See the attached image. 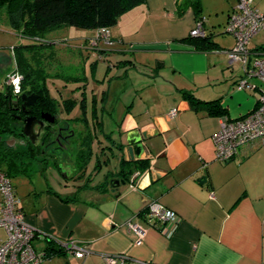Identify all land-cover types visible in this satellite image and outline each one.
<instances>
[{"label": "crops", "instance_id": "0c3cea01", "mask_svg": "<svg viewBox=\"0 0 264 264\" xmlns=\"http://www.w3.org/2000/svg\"><path fill=\"white\" fill-rule=\"evenodd\" d=\"M179 1L145 0L126 11L109 27L112 45L100 41L94 46L98 29L68 39L73 46L81 42L78 47L96 52L107 65L96 76L99 64H93L90 76L73 81L80 96L68 89L56 98L61 111L62 102L72 99V110L80 113L68 115V137L77 149L68 151L67 167L58 166L54 183L44 176L43 166L50 167L44 162L12 179L25 219L39 234L34 243L40 250L47 245L45 234L75 240L85 250L83 258L56 255L44 264H104L106 255L117 257V264H264V149L256 142L221 163L213 141L221 118L251 112L264 90L253 77L248 80L254 89H237L242 67L223 56L231 46L215 36L219 12L226 15L225 26L238 0H200V16L217 44L209 51H198L185 40L200 16L192 7L179 14ZM254 2L264 12V0ZM206 10L216 16L206 17ZM0 29L17 33L5 23ZM250 45L264 48V29ZM11 53L0 55V65L13 66L6 75L16 69ZM185 91L202 100L219 99L225 115L196 111ZM172 108L178 112L169 117ZM130 130L147 135L134 161L125 147L119 148ZM140 160L145 168L134 163L129 179L120 174L123 161ZM146 175L150 184L141 189ZM38 176L46 178L44 185H37ZM151 201L178 214L172 233L146 218ZM130 221L144 229L142 237L129 229Z\"/></svg>", "mask_w": 264, "mask_h": 264}, {"label": "trees", "instance_id": "16d2710c", "mask_svg": "<svg viewBox=\"0 0 264 264\" xmlns=\"http://www.w3.org/2000/svg\"><path fill=\"white\" fill-rule=\"evenodd\" d=\"M144 1L0 0V24H7L17 33L30 40L28 43L13 48L16 69L12 72L21 75L19 94L15 92L14 85L8 83V74L3 77L0 74V172L13 179L21 173L30 171L33 161L44 162L46 166L48 159L56 158L55 154L58 153L56 150L61 151L63 139H68V122H63L60 125V102L51 96L46 85L47 78L58 76V74L47 72L37 63L38 59L41 60L46 55L45 48L49 44H56L53 40L48 39V35L64 26L90 29L111 27L123 13ZM187 7H192L200 16V0H180L178 13L182 14ZM201 18L200 16L199 19ZM185 40L192 43L198 51H209L217 47L212 32L208 31L207 28L204 36L189 34ZM66 79L74 82L80 81L77 76H68ZM183 93L191 107L196 111L204 110L209 115H225V109L221 107L219 99L202 100L188 91ZM23 94L38 95V99L31 107L30 115L40 117L43 113H50L56 117L55 123H52L43 136L35 142L28 140L23 131L24 120L27 116L22 109ZM73 101L66 99L62 102L64 110L68 113L74 106ZM11 138L24 141V143L10 145L9 140ZM81 152L78 153L79 157L83 154ZM84 155L86 154L84 153ZM134 163L136 167H146V162L142 160L136 162L123 161L119 172L124 178L129 179L134 173V169L130 167L135 165ZM72 198L75 199L76 196ZM37 235L39 234L36 233ZM43 237L47 239V245L44 249L47 258L66 254L63 244L59 240L48 234Z\"/></svg>", "mask_w": 264, "mask_h": 264}, {"label": "built area", "instance_id": "2783aa9c", "mask_svg": "<svg viewBox=\"0 0 264 264\" xmlns=\"http://www.w3.org/2000/svg\"><path fill=\"white\" fill-rule=\"evenodd\" d=\"M205 20V18L199 19L190 34L204 36ZM263 29L264 12L256 6L254 0H238L229 12L225 25V32L235 37V45L227 50L229 62L239 63L244 73L237 81L238 90H252L256 87L248 77L257 78L264 84V48L260 50L250 48L253 36ZM100 41L108 45L114 43L109 27L98 28L97 36L92 42L96 46ZM16 74L17 72L8 74V83L13 84ZM177 112V108H172L168 116L174 117ZM213 141L216 160L220 162L235 159L243 147L256 142H259V146L264 149V90L251 112L233 119L222 117L220 128L213 135ZM0 192V229L4 233L0 235V264H44L46 253L34 243L37 229L25 219V212L15 193L12 178L2 172H0ZM145 215L152 224L159 223L161 231L165 234L172 233L178 224V214L159 201H151L146 207ZM128 226L139 237L143 236L144 229L137 222L130 221ZM60 242L68 256L73 254L77 258L84 257L85 250L75 240ZM117 263V257L104 256V264ZM120 264H124V261Z\"/></svg>", "mask_w": 264, "mask_h": 264}, {"label": "rangeland", "instance_id": "374dc122", "mask_svg": "<svg viewBox=\"0 0 264 264\" xmlns=\"http://www.w3.org/2000/svg\"><path fill=\"white\" fill-rule=\"evenodd\" d=\"M216 15L215 13L209 12L208 10H206V17H211L214 18ZM226 17L225 14H222V12H219V16L217 18L218 22H213L216 23L214 28V32H215V36L218 37L220 39V43H224L226 44V47H230L232 48L235 45V37L231 34V33H224V23L225 20L224 19ZM224 26V29H223ZM93 30L90 28H85V27H75V26H64L61 27L59 29H57L56 31L50 33V35H48V39L53 40L54 42H56V44H49L46 48H45V56L40 59L37 60L38 65H40L41 67L45 68L47 72L50 73H55L58 74V76H50L49 78H47V82L46 85L49 88L50 94L52 97L55 98H59L61 99L62 97V91H65L68 93V89L69 90H73L75 92L80 91L77 86V83H74L73 81H69L68 76H77L78 78H83L84 74H87L88 76H90L89 71L91 70V66L94 65H98L99 64V73L97 72L96 76L101 75L105 69H106V65H107V61H102L99 58V55L93 51H89L87 52L86 49L81 47H78L77 45H84L80 42V44H74L73 46V40L68 41L69 38H73V37H80V36H86L88 34V31ZM6 32L2 31L0 29V45H4V47H2L0 49V55H4V54H8L10 55V52L12 51V57L13 60L12 62H15V58H14V53L13 50L10 49V45H15V46H19L25 43L30 42L29 38L23 37L20 34L15 33V35H11L9 32L5 30ZM87 32V33H86ZM86 33V34H85ZM91 34V33H90ZM90 34H88L90 36ZM8 44L7 48L5 45ZM71 44V46H70ZM14 46V47H15ZM250 48H253L250 45ZM254 49V48H253ZM11 56V55H10ZM225 58L228 60V55H224ZM84 60L87 61L88 66L87 69L84 67ZM86 64V63H85ZM229 66V64H227ZM8 67H13L12 64H8V66H4V65H0V74L3 77L4 75H6L5 73L8 71ZM10 73V72H9ZM101 73V74H100ZM81 80V79H80ZM80 82V81H78ZM69 85V88H68ZM64 92V93H65ZM78 93V92H77ZM78 96L81 95V93L77 94ZM80 110L78 108H76L75 110L73 109L70 113H68V111H60L59 114V118L61 119V117H63V119H67L64 121H60V125L63 122H68V115H74V114H79ZM110 129H112V127H110ZM70 136V135H69ZM69 140V143H68ZM76 147H75V139L72 140L70 137H68V139H63V145L61 147V151L60 150H56L58 153L57 155L55 154V159H48L47 160V166H50L49 169H45V167L43 166V172H44V176L48 177L49 180L54 183V179L56 178V176L59 175V169L58 166H66V163H68L67 159H68V151L72 153H74L76 151ZM57 161V164H55ZM39 161H33L32 166L34 168H36L37 166L41 165ZM222 163V162H221ZM43 164V163H42ZM31 166V169H32ZM54 170L58 173L56 174V172L54 173ZM40 178L35 177V181L38 183L37 185H44L46 183V178L41 176V180L38 179ZM0 235H4L3 230L0 229Z\"/></svg>", "mask_w": 264, "mask_h": 264}, {"label": "water", "instance_id": "95a60500", "mask_svg": "<svg viewBox=\"0 0 264 264\" xmlns=\"http://www.w3.org/2000/svg\"><path fill=\"white\" fill-rule=\"evenodd\" d=\"M38 99L37 94H23L22 95V109L26 113H31V109H26V107H32L36 100ZM56 117L51 115L50 113H43L41 118L29 115L25 119V125L23 128L24 134L32 141H38L40 137L44 134L46 128L48 127V123H55ZM147 138L145 133L139 132V130H130L126 134L124 144H120L119 148L122 150L125 147V151L128 154L129 160L134 161L136 156H140V153L144 149V139ZM11 141L9 144L11 145ZM21 143H24L22 141ZM118 182V181H117ZM124 182V181H123ZM119 183V182H118Z\"/></svg>", "mask_w": 264, "mask_h": 264}, {"label": "clouds", "instance_id": "9594fccd", "mask_svg": "<svg viewBox=\"0 0 264 264\" xmlns=\"http://www.w3.org/2000/svg\"><path fill=\"white\" fill-rule=\"evenodd\" d=\"M20 79H21V77H20L19 73H17L15 79H13V81H12V83L14 85V90L17 94H19V92H20V88H19ZM134 126L135 125H130V127H134ZM149 184H150V180L147 178V175H146L144 182H142L140 185V188L143 189V188L149 186ZM77 255H78V257L80 256L79 253Z\"/></svg>", "mask_w": 264, "mask_h": 264}, {"label": "flooded vegetation", "instance_id": "af4514ba", "mask_svg": "<svg viewBox=\"0 0 264 264\" xmlns=\"http://www.w3.org/2000/svg\"><path fill=\"white\" fill-rule=\"evenodd\" d=\"M29 95H30V94H29ZM26 109H27V110H28V109H31V107H26ZM31 110H32V109H31ZM24 112H25V111H24ZM31 112H32V111H31ZM25 114H27L26 117H28V116L30 115L29 113H26V112H25ZM39 118H41V116H40ZM53 124H54V123H53ZM24 125H25V120H24ZM51 125H52L51 123H48V127L46 128L45 132L47 131V129H48L49 126H51ZM23 127H24V126H23ZM45 132H44V133H45ZM25 136H26V135H25ZM42 136H43V135H42ZM42 136H41V137H42ZM41 137H40V138H41ZM26 138H27L28 140H30L27 136H26ZM54 159H55V158H54Z\"/></svg>", "mask_w": 264, "mask_h": 264}]
</instances>
